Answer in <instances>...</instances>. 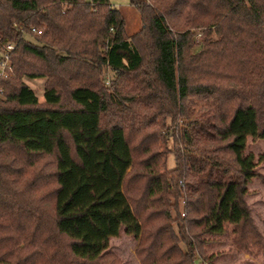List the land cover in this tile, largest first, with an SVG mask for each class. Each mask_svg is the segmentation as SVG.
I'll use <instances>...</instances> for the list:
<instances>
[{
	"label": "trees",
	"instance_id": "trees-1",
	"mask_svg": "<svg viewBox=\"0 0 264 264\" xmlns=\"http://www.w3.org/2000/svg\"><path fill=\"white\" fill-rule=\"evenodd\" d=\"M128 1L130 36L108 0H0V264H119L84 230L103 219L137 237L139 264H212L205 236L227 225L237 251L261 245L244 197L246 138L264 139V0ZM91 133L120 140L129 171L80 202L88 182L63 193L60 163L83 168ZM37 156L51 170L26 177Z\"/></svg>",
	"mask_w": 264,
	"mask_h": 264
},
{
	"label": "rangeland",
	"instance_id": "rangeland-1",
	"mask_svg": "<svg viewBox=\"0 0 264 264\" xmlns=\"http://www.w3.org/2000/svg\"><path fill=\"white\" fill-rule=\"evenodd\" d=\"M109 4L118 9L124 20V32L126 36L140 28V21L137 10L128 0H108ZM196 40L200 41L199 34H196ZM3 62V63H2ZM3 64V66H2ZM0 70L10 73L8 58L5 53L0 50ZM108 72L105 76H110ZM24 82L33 90L38 103H42V92L44 78L24 79ZM170 124L168 120L165 121ZM184 123L183 120L177 122V130L175 135L180 134L179 128ZM164 133L162 132L161 135ZM76 138L78 136L74 134ZM167 149H174L173 142L170 138L165 140ZM88 147V153L84 156L83 168L75 167L66 157L60 163L61 168L68 170V177L61 180L63 193L77 181H87L88 186L80 196V202L87 200L92 194L99 192L103 188L109 190H120V180L124 172L129 171L126 161V151L120 140L116 141L114 148L105 145V136L91 133L85 143ZM245 153L253 155L255 163L256 176L247 184V194L244 197L245 203L250 211L252 222L261 236V245L257 248L252 246L246 251H237L232 244L231 227L226 226V232L223 235L205 236L207 243L205 251L211 258L212 264H264V139L246 138ZM33 159V158H32ZM50 157L37 156L31 168H27L25 176H34L33 169L40 168V174L44 175L51 170L49 163ZM46 166L43 167V165ZM172 155L167 154L166 167L171 168ZM17 167V166H16ZM18 170L13 169L12 174H16ZM38 173V172H37ZM123 194L121 193L118 204L124 203ZM127 221H134L131 214L126 216ZM100 230L85 228L84 230L91 238L101 239L107 243V250L112 252L118 259L119 264H139L135 248L137 237L132 236L125 230V227H119L115 222L103 219L99 222Z\"/></svg>",
	"mask_w": 264,
	"mask_h": 264
},
{
	"label": "built area",
	"instance_id": "built-area-1",
	"mask_svg": "<svg viewBox=\"0 0 264 264\" xmlns=\"http://www.w3.org/2000/svg\"><path fill=\"white\" fill-rule=\"evenodd\" d=\"M12 48L11 44H7L4 46L3 52L5 53V58H7L8 51ZM3 63V62H2ZM3 66V64H2ZM7 73H5L3 70H0V77H5ZM1 91V89H0Z\"/></svg>",
	"mask_w": 264,
	"mask_h": 264
}]
</instances>
